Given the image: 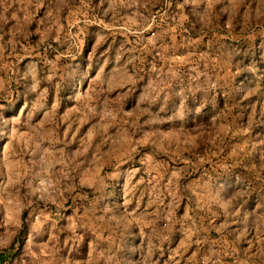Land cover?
I'll use <instances>...</instances> for the list:
<instances>
[{"label":"rangeland","instance_id":"rangeland-1","mask_svg":"<svg viewBox=\"0 0 264 264\" xmlns=\"http://www.w3.org/2000/svg\"><path fill=\"white\" fill-rule=\"evenodd\" d=\"M0 250L264 264V0H0Z\"/></svg>","mask_w":264,"mask_h":264},{"label":"trees","instance_id":"trees-1","mask_svg":"<svg viewBox=\"0 0 264 264\" xmlns=\"http://www.w3.org/2000/svg\"><path fill=\"white\" fill-rule=\"evenodd\" d=\"M18 254V252H17ZM15 255H11L10 257L7 255V251L0 250V264H11Z\"/></svg>","mask_w":264,"mask_h":264}]
</instances>
